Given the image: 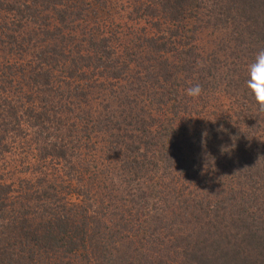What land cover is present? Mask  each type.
Segmentation results:
<instances>
[{"label":"trees","instance_id":"trees-1","mask_svg":"<svg viewBox=\"0 0 264 264\" xmlns=\"http://www.w3.org/2000/svg\"><path fill=\"white\" fill-rule=\"evenodd\" d=\"M132 1L140 4L139 16L132 21L139 24L136 18L146 19L152 31L143 28L147 44L140 53L135 49L137 40L126 36L127 46L119 51L116 48L119 33L112 34L109 19L89 16L90 10L104 8L108 1L0 0V45L14 44L21 48L30 61L20 69L27 67L34 71L28 82L23 81L24 85L14 93L11 106L0 112V143L5 142L10 133L17 137L24 124L35 133L28 140V133H23L21 140L34 144L39 143V139L44 157L42 176L34 183L31 179L25 180L28 188L16 187L13 181H5L0 176V264H117L119 260L134 264V255L139 252L133 242L128 243L133 249L124 251L123 241L129 238L136 241L137 232L140 250L155 257L149 261L154 264L159 253L156 254L154 248H146L147 243L153 242L148 239L160 228L170 231L173 222L168 212L173 206L166 202L171 195H177L185 203L187 189L190 194L196 192L197 195L192 204L187 205L188 209L203 205L204 202H198L199 198L207 202L206 206L214 204L211 206L214 209L202 207L197 218L193 214L192 218L183 215L181 224L186 235H181L178 244L172 242L170 247L176 249L184 244L188 257L185 261L192 264H264V168L263 175L259 173L264 164H254L264 152L261 144L264 113L258 112L255 99L246 87L248 66L241 64L245 49L250 48L255 53L264 49V0ZM46 19L50 20L47 27ZM220 29L231 40L224 48V52L230 51L227 57L240 61L236 69L229 71L233 78L238 77L236 89L242 92L244 101L239 98V107L225 116L230 119L224 129L219 124L214 128L212 123L197 119L195 128L198 131L189 130L186 137H177L181 140L178 141L175 139L176 119L165 125L153 118V110L159 114L168 113L170 105L175 118L180 117L182 95L177 89L179 84L185 83L182 77L185 73L197 77L193 82L202 86L203 95L211 92L214 88L211 85L217 81L213 59L222 65L226 62L220 58L227 53L208 55L203 66L200 56L204 52L200 49L201 44L210 43L209 37H214L210 30ZM57 34H61L60 41L56 40ZM137 54L142 56L140 65H136ZM5 61L4 65L0 64V76L2 71L12 76L21 75L18 69L17 74L12 71V59ZM100 78L110 79L111 84ZM1 82L4 80L0 77ZM11 85L13 82L0 86V98L10 93L8 86L11 88ZM98 90L101 93H92ZM40 95L44 106L54 112L48 109L40 112L43 107L28 100L31 98L28 96L37 98ZM145 96L150 99V110L145 109L147 113L138 115L135 103ZM64 100L69 102L64 103ZM75 100L87 106L76 109ZM204 107L207 108L206 104ZM79 109L85 111L82 121L87 127L89 124L93 132L97 130L103 134L113 130L116 141L110 143L114 149L123 150L121 161L125 164L139 161L146 165L151 172L149 180L158 175L156 183L145 191L131 183L122 190L113 188L114 195L107 207L97 199L91 202L92 206L87 198L84 207L70 201L69 195L78 194L76 176L89 175L91 165L87 163L84 170L76 169V142L71 138H76V129L81 127L76 124ZM108 111H114L116 116L111 119ZM254 112L256 119L253 121ZM194 113L205 116L202 112ZM65 115H75V118L64 122L62 116ZM249 119L252 123L246 130H258L262 137L255 134L257 131L253 136L244 132L243 124ZM153 125L156 126L154 130ZM245 137L255 138L247 148L243 142ZM143 144L147 150L158 151L157 159L141 149ZM1 152H11V147L6 144ZM153 160H157V165ZM117 162L121 166L120 161ZM165 162L169 167L163 169L161 164ZM175 163L177 169H172L175 172L168 171ZM23 166L24 161H20L18 167ZM66 167L70 171L65 170ZM254 167L258 175L253 172ZM210 171L220 177H211V189H206L205 180ZM228 171L233 172L234 178L225 175ZM132 175L138 176L137 172ZM224 180L230 181L234 188L217 191L224 186ZM101 184L106 187L104 175L98 186ZM118 191L131 198L129 203L138 204L132 208L136 209L137 219L130 221L138 230L131 229L133 237L126 235L125 230L130 229L125 226L128 223H114L111 229L108 225L101 226L104 218L122 220L131 212L128 210L132 205L129 207ZM94 207L101 208L95 210ZM186 213L188 215V210ZM210 214L214 215L213 219ZM149 225L155 228L149 230ZM209 225H214V233L205 231ZM164 259L173 263L172 256Z\"/></svg>","mask_w":264,"mask_h":264},{"label":"rangeland","instance_id":"rangeland-1","mask_svg":"<svg viewBox=\"0 0 264 264\" xmlns=\"http://www.w3.org/2000/svg\"><path fill=\"white\" fill-rule=\"evenodd\" d=\"M101 3H106V1H108V3H106V6H104V8H99V9H95V10H90L89 11V16L92 18H101V19H109L107 20V22H110L109 26H110V30L113 31L112 34H118V41L116 43H119L116 48L119 51H123L125 49L126 45V41H125V36L127 39H134L137 40V46L135 49H137L138 53H140V50L142 47L146 46V42L144 41V39H146V31L143 30V28L149 30L151 33L152 31L149 29V22H146L147 20H140L139 18H136L139 20V24H135L132 20L133 18L139 16V8H140V4H138L137 2H134L132 0H99ZM218 2H221V0H216ZM134 3V5L132 6V4ZM133 10V13H131V11ZM137 15H136V14ZM109 15H112L113 17L112 20L109 17ZM147 18V17H146ZM149 19V18H147ZM151 21V20H149ZM50 20L46 19V21H44V23H46V27L49 24ZM112 24V25H111ZM134 26H137L136 28H134ZM213 31V32H212ZM148 32V33H150ZM210 32L214 33V37H209L210 43L207 45H203L201 44V49L200 51H203V55L200 56V62L202 63L203 66L206 65V58L208 57V55H212L214 54V52H216L218 55H224V53H227L226 56H223L220 58V61H225L226 63L220 65V63H218L217 60H215V58L213 59V64L216 67L215 70V74L217 76V81L215 84L211 85L212 87H214L211 92H209V94H205V95H201L202 98L201 99H191L189 97H187L184 93V90L192 85H194L193 80H195L197 77L195 76H191L190 73H185L183 74V82L182 84H179L180 87H178L179 89H177L180 94L182 95V105L181 108L179 109V114L180 117L179 118H175L174 113L171 111V106L169 105V109H168V113H158L157 111L153 110V118L156 119V121L159 122H164L163 124L166 125V123H168V121L174 120L176 119V138L178 141L179 140L177 137H179L180 139L182 137H186V135L189 134V130L192 132V130L196 133L198 130L196 127L197 123L196 120L200 119V120H204V122L206 123H212V125L214 126V128L217 127V124H219V127H222L223 129L228 125L227 122H229L230 117H225L226 115H230L232 114L237 107H239V98L243 100V94L242 92H238V90L236 89V85H237V79L238 78L235 75V78L232 77V75L230 74L229 69H236V67H238L236 65V62L234 59H232L231 57L228 58L227 56L229 55V52H224V48H226V43L227 41H231L229 38V36H226L227 34H225L223 32L222 29L220 30H210ZM66 33H68L66 31ZM147 33V34H148ZM140 36V39H137V37ZM61 34H57V41H60ZM212 38V39H211ZM142 44V45H139ZM234 45H236V48H240L239 45L233 43ZM232 45V46H234ZM203 46V47H202ZM11 47H13V49H11ZM13 51L12 54H10V52ZM252 50L250 48L245 49L244 51V56L242 59V63L246 66H248L250 63H252L254 61L255 58V52H251ZM216 54V57H217ZM41 56V55H40ZM45 58V56H42ZM136 62L138 64L136 65H140L141 63H143V60L141 59L142 56L140 55H136ZM215 57V56H214ZM6 59H12V71L17 74V69L21 71V75L17 74V76H12L11 73L8 74L5 71L1 72V79L4 80V82H1L0 86H2V84H5L7 82H13V85L8 86V89H10V93H6L3 96H1L0 98V109L3 112L4 108H8L9 106H11V101L14 100V93L18 91V87H21L24 85V82L27 83L29 78H31L34 75V71L30 68L28 69H20V67L25 66L28 62L30 61V58L26 55L22 53V49L14 46V44H2L0 45V64L4 65V63L6 62ZM138 59V60H137ZM210 61V60H208ZM0 65V66H2ZM6 70V69H5ZM4 73V74H3ZM24 73V76H22V74ZM3 74V75H2ZM22 76V77H21ZM225 79H224V78ZM22 78V79H21ZM100 81L106 82L109 85L111 84V80L107 79V78H100ZM233 80L236 82L234 83ZM219 84V85H218ZM217 89V92H215V90ZM67 90V89H65ZM68 93V92H66ZM92 93H101V90H98V92H92ZM2 95V94H1ZM31 97L30 99L28 98L29 101H34L36 102L41 108L39 111L40 112H45V110L48 109L49 112H54L49 110V108H47L46 106H44L42 100L41 95L37 98H33V96H28ZM70 98V97H69ZM74 98V96H73ZM72 98V99H73ZM37 99V100H36ZM40 101H39V100ZM150 99L147 98V96L141 98L140 100H138L136 104V114L139 115V113L141 114V112L143 113H147V110H150ZM205 100V101H204ZM76 101V100H75ZM244 101V100H243ZM40 102V103H39ZM64 103H68L69 101H63ZM205 102V103H204ZM76 109H78L80 106V108L82 106H87L84 103H81L80 101H76ZM180 103V104H181ZM114 105H116V103H113ZM152 104V103H151ZM178 104V106L180 105ZM207 106V108H205L204 106ZM113 105V107H115ZM45 108V109H44ZM168 107H165V109L167 110ZM165 109H163L165 111ZM142 110V111H141ZM144 110V111H143ZM194 111H198V112H202V115L205 116H199L198 114L194 113ZM190 113V114H188ZM51 114V113H50ZM107 115L112 119L114 116H116V114H114V111H108ZM250 114H246V116ZM256 112H254L252 114V116L254 117L253 121L256 119L255 118ZM85 116V111H80V109L76 112V124L81 127H79L78 129H76V138L72 137L71 141H74L73 143L76 142V169L79 170H84L87 168V163L91 164L90 165V174H84L82 176H76V188H77V193L76 196L73 195H69L68 198L70 199V201H76L78 202L79 205H81L82 207H84L85 203L87 202V198L90 199V204L92 205L91 202H94L96 199L98 201L103 202L104 207H107L110 203V199L113 198V193L114 191L112 190L113 188L119 187L121 190L123 189V187L128 186L130 183L131 184H137V186H133V187H138L141 188L142 190H147V188H150L151 185H153V183H156V179L158 178V175L155 176L154 180H149L148 179V174L151 173L149 172V170L147 169V166L142 164L141 162L137 161V164H134L132 162H127L125 164V161H121L122 159V149H114V146L111 145L110 142H115L116 141V137H115V132L113 130H110L109 133H103L101 134L100 132H98L97 130L95 132H93L91 130V128L88 127L87 125L82 121L83 117ZM177 117V116H176ZM200 117V118H198ZM205 117V119L203 118ZM75 118V115H65L62 116V120L64 122L69 121L71 122L73 119ZM184 118V119H183ZM178 120H181V122L178 123ZM200 122V121H199ZM256 127L258 126V121L256 120ZM249 123H252L251 119L247 120L243 125H245L244 128V132L246 133H250L251 136H253V134L255 133V131H257L258 135H262V132L258 131V130H246L248 129L247 125ZM158 126V124H156ZM206 126V124L204 125V127ZM251 126V125H250ZM58 127V125H57ZM154 128H156V126L153 125L152 130H154ZM22 130V131H21ZM209 130V128L207 129ZM21 133L17 134V137H15L14 135H16L15 133H10L8 134L6 141L0 143V176H3L5 179V181L7 180L8 182L13 181L16 184V187L20 186V187H26L28 188V184L25 183V180H29L31 179L34 182H37L39 180V178L42 176L41 175V171L44 165L43 160V150L42 147L40 146L42 143H40L39 139L37 142L39 143H34V144H27L25 142H23L21 140V137L23 136V133H28L26 139L28 140L31 135L33 133H35L34 129H31L30 127L26 126V125H22V129H20ZM116 131V130H115ZM194 133V134H195ZM2 135V134H0ZM21 136V137H20ZM264 137V136H263ZM75 138V139H74ZM246 140H244V145L247 147H249L250 145H252L255 141V138L253 139V137H248L246 138ZM130 141V140H129ZM128 141V142H129ZM36 142V141H35ZM9 145V147H11V152H1L2 149L4 148V146ZM261 144L264 145V138L261 139ZM223 146V145H222ZM141 149L143 151H145L149 157H152L153 159H157V154L158 151L156 149L152 150V148L148 149L146 148V146L143 144L141 146ZM103 150V151H102ZM149 151V152H147ZM264 151V148H263ZM42 156V158H41ZM141 157V156H140ZM75 159V158H74ZM20 161H24V165L23 167H18V164ZM117 161H120L121 166L119 165V163ZM154 163H156L157 165V160H153ZM86 162V163H85ZM255 163H263L264 164V152H262V156L261 159H258V162H254ZM253 164V166H254ZM96 165V166H95ZM98 165V167H97ZM137 165V166H135ZM52 167L54 168V165L52 164ZM94 167V168H93ZM120 167V168H119ZM161 167L163 169L169 167V165L165 162L163 164H161ZM158 168V167H157ZM264 167L259 169V173L263 175V173L261 172V170H263ZM19 169V170H18ZM96 169V170H94ZM176 170V163L173 164V166H170V170L168 171H172V173H174ZM179 169V168H178ZM65 170L70 171L68 169V167L65 168ZM258 169H256L254 167L253 172L256 173L255 175H258L257 172ZM21 171V172H19ZM113 171L114 173L110 172ZM155 170L153 169V172ZM215 171H217V169H215ZM215 171H210L208 173V177L205 180V185L204 187L206 189H211V186L213 184V182L211 181V177L212 178H216L219 179V175L215 172ZM104 172V173H101ZM137 172V177H134V175H132L133 173ZM167 172V171H166ZM178 172V171H177ZM79 173V172H78ZM99 173V178H96V175ZM159 173H161L159 171ZM184 173V172H183ZM182 173V174H183ZM232 171H228L225 173V175H228V177H233L232 175ZM182 179H184V175H182ZM104 175V180H105V185L108 189H105L106 187L104 185L101 184V186L99 185V180L101 179V176ZM264 176V175H263ZM50 177V176H48ZM140 177L139 180H137V178ZM234 178V177H233ZM226 179V178H223ZM229 179V178H227ZM131 181V182H130ZM153 181V182H152ZM224 186L222 187V185L217 189V191L220 190V188H222V191H229V189L234 188V185L228 181V180H224ZM123 182V183H122ZM169 181H167L168 183ZM1 183V182H0ZM189 184V180L187 179L186 185ZM216 186H219V182L215 183ZM178 185V184H177ZM105 189V190H104ZM113 192V193H112ZM187 196V199L185 201V203H183V198L180 200L181 197L177 198V195H174L173 197H169L168 201L166 202L167 205L170 203V206H173L171 209V212H168L169 215V220H171L173 222L172 226L170 227V231H164L162 230V228L156 230V232H154L153 236H150V238L148 239V241H153L150 244L147 243L146 248L151 249L154 248L157 252L159 253L158 256H156V262H154V264H164V262H167L166 264H171L169 259H164L167 256H172L173 259V263L172 264H192V263H188L186 260V255H185V249H183L184 244L181 245V247H176V249H173L171 246V243L176 242V245L178 244L179 238L181 237V235H186V229H183V226L181 224L182 221V217L183 215L185 216H190L192 218V214L197 216L200 213L201 208L203 207L204 209H208L209 207L212 208V205L207 204V206L205 205V201H201V199L199 198L200 204L201 202H204L203 205H199V206H195V209H193L191 206H189L190 208L188 209L187 205H191L192 201L195 200L196 198V192L194 194H190V190L187 189L184 192ZM117 194H119L120 197L123 198V200L126 201V204L130 205L129 207H131L129 211H131L126 217L125 219L122 220H118V219H112L111 217L109 219L104 218L102 219V223L101 226L103 225H108L109 229H111L114 225V223H128V224H121V225H125L130 227V229L125 230L126 231V235H129L130 237L132 235L135 236L133 230L131 229H137L135 227L136 224L131 223L130 221H133L134 219H137V215H136V209H132L133 207H137L138 204H136L134 206V201L131 203H129V201L131 200V198L129 196H126L124 194H122L120 191L117 192ZM191 199V200H190ZM140 201V199H139ZM141 202V201H140ZM150 203H152L153 201H149ZM155 203V202H154ZM153 205V204H152ZM93 206V205H92ZM98 206V205H96ZM102 207V206H101ZM100 207V208H101ZM179 207V209H178ZM98 208V209H100ZM93 209L98 210L96 207H94ZM214 209V208H212ZM186 210H188V215H186ZM179 216H177V215ZM211 215V219L214 218L213 214ZM149 230L155 228L152 225H149ZM193 226V225H192ZM212 225L207 226V228L205 229L214 233V225L213 227ZM138 231V230H136ZM189 232V230H187ZM187 232V233H188ZM111 233V231H110ZM138 235V239H139V232H137ZM133 237V236H132ZM135 238H129L123 241L124 243V247L123 250L124 251H128L133 249L131 244H128L130 242H133L134 247H136V249L138 250L139 253H136L134 255V257L136 256V260H134V264H153V263H149V261L151 259H155V257H149L148 254L145 251H141L140 247L141 244L138 242V239L136 241H133ZM195 239V237L193 238V240ZM132 240V241H131ZM212 240V239H210ZM111 243V240H110ZM164 249V250H163ZM168 250V251H167ZM160 251V252H159ZM166 252V254L164 255V252ZM132 261H127L125 263H121L120 260L118 261L117 264H130ZM152 262V261H150Z\"/></svg>","mask_w":264,"mask_h":264},{"label":"clouds","instance_id":"clouds-1","mask_svg":"<svg viewBox=\"0 0 264 264\" xmlns=\"http://www.w3.org/2000/svg\"><path fill=\"white\" fill-rule=\"evenodd\" d=\"M248 79L246 87L253 95L257 110L264 113V49L255 54L254 61L247 67ZM202 86L197 83L184 90L187 97L198 99L203 94Z\"/></svg>","mask_w":264,"mask_h":264}]
</instances>
